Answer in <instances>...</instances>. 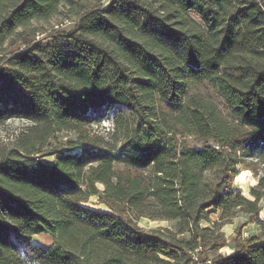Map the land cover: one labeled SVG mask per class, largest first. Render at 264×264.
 <instances>
[{"label":"trees","instance_id":"obj_1","mask_svg":"<svg viewBox=\"0 0 264 264\" xmlns=\"http://www.w3.org/2000/svg\"><path fill=\"white\" fill-rule=\"evenodd\" d=\"M106 1L0 0V264H264V0Z\"/></svg>","mask_w":264,"mask_h":264},{"label":"rangeland","instance_id":"obj_2","mask_svg":"<svg viewBox=\"0 0 264 264\" xmlns=\"http://www.w3.org/2000/svg\"><path fill=\"white\" fill-rule=\"evenodd\" d=\"M108 0L106 1V3ZM192 17L198 21V18L195 15H192ZM60 21V19L54 21L52 25H57V23ZM65 26H70V23L66 22ZM46 27V26H45ZM55 28H58L57 26ZM67 28V27H66ZM43 35H40L39 38H42ZM13 50V49H12ZM10 50V52L12 51ZM118 109V108H117ZM112 113V112H111ZM25 123L21 121H10L6 126L0 128V140L2 143H9L12 142L15 136L20 132V130L24 127ZM103 127H106V129H110L112 127V124L109 120H106L102 124ZM58 145L56 142L52 143L51 148L56 147ZM76 149V152H80V150ZM47 151V150H45ZM45 162H52L53 157L44 158ZM257 184V178L256 176L249 170H243L239 177L235 179V186L239 188L243 195H245L248 198L250 197L249 189L252 186H255ZM88 207L101 210L104 207L98 203L96 199L90 200ZM261 217L264 218V208L261 213ZM213 220H217V215H212ZM140 226L151 229V228H159V227H168V228H174V224L171 222H158V221H150L148 219H142L140 221ZM223 232L225 233L227 240L229 242V247L223 248L220 253L224 255H232L234 251L232 248L238 244V242L241 239L248 238L251 235H257L259 232L258 227L255 224H251L248 221V218L245 215H239L238 217L234 218L232 220V223L227 224L223 227ZM33 245L41 246L44 248H49L52 244V239L48 236H39L33 239L32 241ZM20 253L22 256H24L25 250L24 248L20 249Z\"/></svg>","mask_w":264,"mask_h":264},{"label":"bare ground","instance_id":"obj_3","mask_svg":"<svg viewBox=\"0 0 264 264\" xmlns=\"http://www.w3.org/2000/svg\"><path fill=\"white\" fill-rule=\"evenodd\" d=\"M78 151V150H77Z\"/></svg>","mask_w":264,"mask_h":264}]
</instances>
